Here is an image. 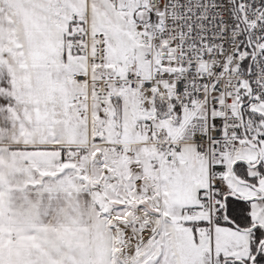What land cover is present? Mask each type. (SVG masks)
Instances as JSON below:
<instances>
[{"label": "snow or ice", "instance_id": "snow-or-ice-1", "mask_svg": "<svg viewBox=\"0 0 264 264\" xmlns=\"http://www.w3.org/2000/svg\"><path fill=\"white\" fill-rule=\"evenodd\" d=\"M0 264H264V0H0Z\"/></svg>", "mask_w": 264, "mask_h": 264}]
</instances>
